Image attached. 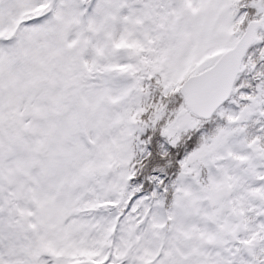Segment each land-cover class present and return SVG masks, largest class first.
Masks as SVG:
<instances>
[{"label":"snow or ice","instance_id":"6c2138e0","mask_svg":"<svg viewBox=\"0 0 264 264\" xmlns=\"http://www.w3.org/2000/svg\"><path fill=\"white\" fill-rule=\"evenodd\" d=\"M0 264H264V0H0Z\"/></svg>","mask_w":264,"mask_h":264}]
</instances>
